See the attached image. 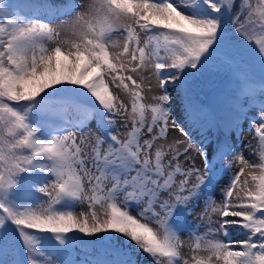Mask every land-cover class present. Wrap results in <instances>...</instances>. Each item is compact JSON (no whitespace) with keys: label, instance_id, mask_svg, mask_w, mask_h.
Segmentation results:
<instances>
[{"label":"snow or ice","instance_id":"obj_1","mask_svg":"<svg viewBox=\"0 0 264 264\" xmlns=\"http://www.w3.org/2000/svg\"><path fill=\"white\" fill-rule=\"evenodd\" d=\"M213 59L259 65L247 121L259 164L233 142L244 103L233 104L215 146L200 142L202 167L179 138L187 121L207 119L196 118L190 78ZM256 83L242 73L234 100H256ZM146 92L158 93L154 103ZM245 167L253 171L241 181ZM75 204L88 212L77 215ZM87 237L107 242L104 258L71 259ZM136 254L147 264H264V0H0V264H138Z\"/></svg>","mask_w":264,"mask_h":264},{"label":"rangeland","instance_id":"obj_2","mask_svg":"<svg viewBox=\"0 0 264 264\" xmlns=\"http://www.w3.org/2000/svg\"><path fill=\"white\" fill-rule=\"evenodd\" d=\"M12 2L15 4H33V5H40V4H49V5H57L59 6L61 3L64 2V0H12ZM67 19V18H65ZM63 21L61 19H57L54 21V25H60ZM61 38H66L64 34H61ZM246 72L254 81L257 83L254 84V88L257 90L256 91V96L257 99L254 101H243L241 103H244L246 106L244 107L243 111L247 114L246 121L243 123L244 127L246 129L240 134L238 139H235L233 142L236 144V146L242 150V147H248L251 148L252 151L249 153H245L243 150V154L245 156V159H247L250 163H255L259 164L257 160L259 159L260 156V145L258 138H255L253 133L248 129L247 121L251 120L253 118L252 113L255 112L256 108L254 107L255 105H258L259 103V96H258V89H259V80L261 75L256 73L254 69L249 68V66H246L244 62H241L239 67H233L231 69L223 67V69L217 74L211 76L210 74L206 72H200L197 73L195 79H190V88H191V95L192 99L198 98L197 94L199 93L196 89H201L203 82L205 80L211 82L208 84V91H203V95L201 96V102L203 103L204 107L202 108L204 111L202 113V116L199 117V119H203L204 116L207 117V119L204 122V126L208 127L207 129H204V132L202 130V133L205 135L209 134L211 130L216 129L218 132V136L216 138H212L210 140V143H207L206 146H215L216 142L218 139H222L224 134H225V129H224V123L227 121L230 116L232 115V111L230 112L229 110L232 109V106L234 104L233 98L236 94V89H237V81L239 78H242V73ZM148 78L151 79L153 86L156 84L155 77L151 75V73L147 74ZM195 81L198 86L195 87ZM130 83V82H129ZM258 85V86H256ZM147 87V85H145ZM110 88L113 89L114 94H115V88L114 85H110ZM154 94L158 93H145V103H154V101L151 99V96ZM175 94V93H174ZM119 97L121 100H124L127 102L129 105L131 104V99L127 93H125L122 89L119 92ZM241 98H244L241 96ZM174 110L176 111V114L179 115L181 118L184 117V111H183V102L180 99L176 100V105H174ZM208 115H211L212 117L216 118V122L213 124H210V121H208ZM147 118L150 119V113H146ZM188 123L192 124L191 121H187ZM199 124L195 125L198 126ZM119 127V125H117ZM213 128V129H212ZM210 129V130H209ZM209 130V131H208ZM194 133L196 131L192 130ZM122 135V134H121ZM179 134L173 133L170 134L169 137L167 138L166 141H160V143L167 144L175 137L178 136ZM207 136V135H206ZM148 138V137H145ZM180 139H184L186 144L190 143L187 137H179ZM250 145V146H249ZM193 151L189 154V159L195 160V163L197 166L202 167L201 164V159L197 155L195 147H193ZM258 158V159H257ZM183 163V160L181 161ZM237 166V169L238 170ZM253 169L245 167L244 169V175L241 177V181L244 180L246 176L249 175L250 172H252ZM256 174L259 175V171H256ZM232 173H229V176H231ZM223 179V174H220L217 176L218 181H222ZM252 184L251 182L249 183V187H251ZM235 195V192H234ZM243 195V193H241ZM73 210L74 212L79 215L81 211H84L85 213L88 212V207L87 205H80V204H75L73 205ZM98 213L100 214L101 219L103 218V210L102 209H97ZM195 215V213H194ZM213 219H217V217L213 216ZM190 223H195L194 220L189 218ZM203 230H201L202 232ZM233 232H235L238 236V240L245 239L244 235L240 234L232 229ZM104 235V234H100ZM43 236H45L43 234ZM181 240L184 241V247L182 249L183 253L185 254L186 257H191L194 255L192 252V249L189 247V245L194 246L195 240L190 239L187 230L182 231L180 233ZM234 238V236H233ZM113 246L118 247L119 245L113 241ZM47 244V241H44L41 245V250H45V245ZM108 249V245L106 241H101V240H96L91 237L85 238L84 242L80 243L77 242L75 249L71 253V259L77 260V261H82V260H91V259H96V258H104L106 250ZM18 250L19 248L17 247L14 256L15 258L18 259ZM239 250V249H238ZM134 259L137 260L138 264H143L147 263L148 258L144 256L143 254H136L134 255Z\"/></svg>","mask_w":264,"mask_h":264},{"label":"bare ground","instance_id":"obj_3","mask_svg":"<svg viewBox=\"0 0 264 264\" xmlns=\"http://www.w3.org/2000/svg\"><path fill=\"white\" fill-rule=\"evenodd\" d=\"M222 69H223V67L219 66L218 59H213L209 62L208 66L202 70V72H206V73L210 74L211 76H213V75L217 74L218 71L220 72ZM213 77L215 78V76H213ZM173 95L175 97L174 93H173ZM199 106L201 107L202 103ZM208 121H210V124H213L216 122V118L212 117L211 115H208ZM188 125H190V124L186 123V128H187V131L189 132L191 128ZM203 125H204V123H203ZM195 129H196V132L190 136L191 144L194 146H199L200 142H203L204 144L208 143V137L204 136L202 133V130H204V127L199 125V126L195 127ZM209 137L216 138L217 137V130L216 129L211 130L209 133Z\"/></svg>","mask_w":264,"mask_h":264},{"label":"trees","instance_id":"obj_4","mask_svg":"<svg viewBox=\"0 0 264 264\" xmlns=\"http://www.w3.org/2000/svg\"><path fill=\"white\" fill-rule=\"evenodd\" d=\"M251 2H252L253 4H255V3L257 2V0H251ZM240 3H241V0H235V5H236V7H238V6L240 5ZM232 37H233V32H232V30H231V31L228 30V38L230 39L229 41H231Z\"/></svg>","mask_w":264,"mask_h":264}]
</instances>
